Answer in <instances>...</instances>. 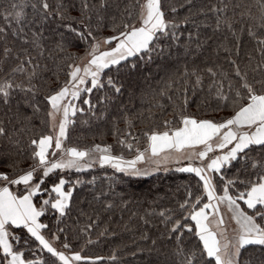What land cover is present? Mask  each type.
Listing matches in <instances>:
<instances>
[{
    "label": "trees",
    "instance_id": "1",
    "mask_svg": "<svg viewBox=\"0 0 264 264\" xmlns=\"http://www.w3.org/2000/svg\"><path fill=\"white\" fill-rule=\"evenodd\" d=\"M33 2L35 0H0V27L5 29L0 34V82L11 79L14 84L34 86L35 90L34 99L31 93L25 95L19 90L13 92L7 103L0 96V127L5 129V135L0 136V172L8 173L12 178L34 163L31 157L35 146L31 140L51 134L48 116L51 107L45 97L65 84L69 79L68 65L76 63L79 54L84 55L93 42L81 41L65 25L79 28L76 21L83 20L97 40H102L117 35L125 23L137 25L139 4L144 0L139 3L137 0H104V7H100L101 0H86L89 8L84 16H81L82 0H48L53 11L63 4L68 12L67 19L53 16L46 22L35 15L31 7ZM213 7L225 8V11L214 13ZM161 8L167 21L179 25L175 29L178 39L161 37L151 60L131 57L118 67L106 69L101 74V82L106 84L107 78L112 77L122 86L121 92L116 93L107 86L91 93L82 92L74 103L83 111L69 117L72 123L67 128L65 147L87 150L96 144L102 147L111 145V155L123 160L134 157L137 150L145 148L146 133L168 130L165 121L172 122L170 127L178 126L181 114L213 120L233 114L231 104L225 108L214 92L209 93L211 77L207 75V68L220 74L218 79L224 83L225 94H229V82L236 83L229 58L248 71L250 78L253 75L259 78L260 74L252 69L264 58L257 51L255 40L247 33V27L254 26L256 21L249 19L247 14L241 17V13L248 10L252 17H259V0H192L191 4L187 0H161ZM172 8L177 11L173 12ZM21 11L24 18L17 24L14 15ZM217 15L222 22L225 19L233 22L236 38L223 23L219 32L215 30ZM186 18L189 19L187 23ZM20 27L23 32L13 35ZM241 28L245 30L240 31ZM34 33L42 34L39 47L23 43L25 38L32 41ZM258 34L264 36V31H258ZM237 43L239 55L235 51ZM58 44L63 45V50L57 47ZM5 48L11 50L7 56L4 55ZM225 48L232 50L230 57ZM70 56L76 59H69ZM28 58L32 59V64H24V72L12 73L13 68ZM132 64H135L134 68ZM185 70H195L203 76L202 89H192L195 77H191L187 93L177 90L180 84L173 81L180 80ZM32 72L35 75L29 80ZM85 99L90 100V105L83 103ZM129 143L133 146L131 150L127 147ZM252 162L264 165V150L253 148L248 160L232 162L230 166H224L220 174L211 172L216 194H223L227 179L247 181L255 172L261 171L259 167L252 168ZM11 165H15V170ZM189 166L200 167L192 162L140 177L117 172L110 164L101 166L99 163L81 172L57 170L47 178L43 187L56 183L60 176L80 183L65 215L49 209L40 218L41 223L48 225L42 233L49 239L58 237L54 245L67 255L79 253L87 258L70 264H184L193 252L199 264H208V258L200 255L202 242L195 235V224L189 216L197 197L201 198L197 209L208 200L203 182L195 173L178 171ZM221 175L225 181L220 179ZM39 178L40 173H37L35 179ZM237 189L243 190V185L237 183L235 188H230V194L235 195ZM181 205H185L184 208ZM177 221L193 227V232L184 227L171 231ZM65 244L69 247L65 248ZM16 246L20 247L19 244ZM21 250L25 258L35 264H63L39 246L34 238ZM238 264H264V246L241 248Z\"/></svg>",
    "mask_w": 264,
    "mask_h": 264
},
{
    "label": "snow or ice",
    "instance_id": "2",
    "mask_svg": "<svg viewBox=\"0 0 264 264\" xmlns=\"http://www.w3.org/2000/svg\"><path fill=\"white\" fill-rule=\"evenodd\" d=\"M187 3L191 4L192 0H187ZM259 5V17H252L250 10L247 13L242 12L241 17L243 18L247 14L249 19L256 21L254 26L247 27V33L255 40L258 46L257 51L264 58V36L258 34V31H264V0H259ZM104 6V0H101L100 7ZM31 7L41 21L46 22L53 16L67 19L68 8L63 4L53 11L48 0H35L31 3ZM139 7V26L125 23L123 30L119 31L117 35L106 37L103 41L97 40L83 20L76 21L80 25L79 28L73 27L72 24L65 25V28L74 33L81 41L87 43L92 40L93 42L88 45L85 57H80V59L87 58V63L83 66L75 63L69 64V79L54 94L45 97L51 107L48 116L51 118L50 129L53 134H45L38 139L31 140V144L35 146L31 157L34 163L29 169L21 170L22 174L15 178H12L8 173L0 172V182L3 183V186H0V264H35L34 261L27 260L24 251L21 250L30 245L33 238L39 246L46 249L52 256L58 257L63 264H70V258L64 253L58 252L42 234V230L46 229L48 225L41 223L40 218L49 209L55 210L61 216L65 215L80 181H71L60 176L56 183L49 187H43L47 178L55 171L75 170L81 172L98 162L101 166L110 164L117 172L140 177L145 173L137 168V164L145 161V152H150L152 157H156L166 150L181 152L184 149H196L194 156L202 162L200 167H183L178 171L195 173L203 182L208 202L197 209L201 201V198L197 197L189 216L195 222V235L202 242L200 255L208 258V264H238L241 248L247 245L264 246V223L257 222L258 220L264 221V165L252 162L250 166L254 169L259 167L261 171L255 172L253 177L247 181L227 179L222 188L223 195L216 194L213 179L208 175L209 172L222 173L224 166H230L232 162L239 159L248 160L249 152L253 148L264 150V61L252 69L254 73L260 74L259 78L256 75L250 78L248 71L242 69L235 59L229 58L228 62L233 66L236 78L235 84L231 82L228 84L229 94H225L223 91L224 83L218 79L220 74L212 68H207V75L211 77V82L208 85L209 93L214 92L217 100L224 102L225 108L231 104L233 114L227 118L222 117L220 120L198 119L191 115L181 114L179 125L174 128L170 127L171 121H165L168 130L146 133L149 141L148 148L144 151L137 150V155L132 160L125 161L122 157L111 155V145L102 147L96 144L87 150L65 147L64 141L68 138L67 128L72 123L69 116L70 114L75 116L77 112L83 111L74 103L80 98L82 92L91 93L94 89L105 86L116 93L121 92L122 86L112 77L107 78L106 84L101 82V74L106 69L118 67L122 62L128 61L130 57H140L141 59L147 57L148 60H151V54L157 51V42L161 37L172 36L178 39L175 29L179 25L165 19L161 0H144V3L139 4ZM88 8L86 0H82L81 16L85 15V10ZM211 10L214 13H222L225 8L213 7ZM172 11L176 12L177 9L172 8ZM23 18L22 11L16 12L14 15L17 24H20ZM5 19L8 18L5 17ZM72 19L75 20V18ZM187 22H189L188 18L185 19V23ZM222 23L232 37L236 38L237 33L233 22L227 19L222 22L219 15H217L215 30L219 32ZM244 30V28L240 29V31ZM4 32L5 29L0 27V34ZM18 32H23V27L15 30L13 35ZM33 35L32 41L25 38L23 43H32L39 47L38 41L42 34L34 33ZM224 38L228 39L227 36ZM113 41H115L114 47L101 50L102 44L111 45ZM57 47L63 50L62 44H58ZM10 51L5 48L4 55H9ZM225 51L229 53L230 57L232 50L225 48ZM235 51L236 55H239L238 43ZM69 59L75 60L76 57L70 56ZM24 64L31 65L32 59L28 58L22 61L12 69V73L24 72ZM131 67L134 68L135 64H132ZM12 73H9V76ZM34 75L35 72H32L29 75V80ZM191 77H195L191 84L193 90L203 88V76L198 71L188 72L185 70L180 80L173 81L174 84H180V88L177 90L182 94L187 93L188 80ZM83 85L89 86L81 87ZM16 90L25 93V95L31 93L33 99L35 97L34 86L24 87L14 84L11 79L0 82V96L3 97L4 103L8 102V98ZM83 103L90 105L91 102L89 99H85ZM32 106L37 111L39 110L37 106ZM217 107L219 109L220 105L218 104ZM57 114L61 116L58 125L55 122ZM3 135H5V129L0 127V136ZM120 143H124V141H120ZM127 147L131 150L133 146L129 143ZM225 149H227L226 152ZM217 150L223 154L209 156L210 153H215ZM58 153L60 154L59 158H55ZM92 153L99 155L96 160L89 162ZM205 161L207 163H204ZM11 167L15 170V165H11ZM37 173H40L38 180L35 179ZM220 179L225 181L223 175L220 176ZM237 183L243 185V190L237 189L236 194L231 195L229 190L235 188ZM10 185H23L24 190L20 194H16L10 190ZM45 195L47 198L40 199L38 206L34 198ZM213 201L216 203H212ZM185 203L187 204V201ZM221 204H226L227 210L231 213V219L235 220L239 226L236 230L238 238L235 244L228 241L224 234L225 219L220 210ZM184 206L181 205V208ZM161 215L163 216L164 213ZM210 217H214V219L210 220ZM181 227H184L188 232H193V227L181 225L179 221L175 223L171 231L176 232ZM214 228L217 230H213ZM218 236L222 237L225 242L222 243ZM56 238L58 239V237ZM17 244L20 247H17ZM64 247L68 248L69 245L65 244ZM82 259L87 258L82 257L79 253H75L71 257V260L75 261ZM184 264H199L196 253L193 252L188 256Z\"/></svg>",
    "mask_w": 264,
    "mask_h": 264
},
{
    "label": "rangeland",
    "instance_id": "3",
    "mask_svg": "<svg viewBox=\"0 0 264 264\" xmlns=\"http://www.w3.org/2000/svg\"><path fill=\"white\" fill-rule=\"evenodd\" d=\"M137 26H139V23L137 24ZM100 41H103V39ZM114 46H115V41H113V43L111 45H103L102 44L101 50H107L108 48L114 47ZM79 56L85 57V54L84 55L79 54ZM80 57L78 58V61H76L75 64H79V65L83 66L84 64L87 63V58L80 59ZM69 99H70V97H69ZM70 116H71V114H70ZM60 119H61V116L59 114H57L56 119H55V122L57 125H58ZM50 123H51V118H50ZM51 134H53V133H51ZM148 146H149V141H147L145 148H143L141 151H144L145 149H147ZM229 147H231V146H229ZM195 151H196V149H184L181 152L167 151L166 150L165 152H161L160 155L156 156V157H152L150 152H145L146 159L144 162L138 163L137 168L141 169V171H143L144 173L149 174V173H153L155 171L166 172L168 170L174 169L175 167L183 166V164L186 165V163H192V162H194V163L196 162V163H198L199 166H202V162L194 156ZM224 151L226 152L227 149H225ZM219 154H223V152H221L220 150H217L215 153H210L209 156L212 157L214 155H219ZM59 155L60 154L58 153L57 157H55V158H59ZM98 155H99L98 153H92L91 157L89 158V162L91 160H96ZM134 158H135V156L130 157V158H125L124 160L128 161V160H132ZM204 163H207V161H205ZM93 164L96 165V164H98V162L93 163ZM208 175L211 176V172H209ZM0 186H3L2 182H0ZM9 187H10V190L15 192L16 194H20L24 190L23 185H19V186L11 185ZM43 198H47V195H45L44 197L34 198V201L39 206V201H40V199H43ZM212 203H216V201H213ZM220 210L223 213L224 219H225V224L223 225L224 234L227 237L228 241H230L232 244H235L236 240L238 238L236 230L238 229L239 226L236 224L235 220L231 219V213L227 210L226 204H221ZM211 219H214V217H210V220ZM194 224H195V222H194ZM213 230H217V229L214 228ZM42 234L45 236L44 233H42ZM45 238L49 240V242L52 244V246L58 252H62L67 257H69L70 263L75 262L74 260L73 261L71 260V257L73 255L72 256L67 255L65 252L61 251L59 248H57L54 245L56 242V237L53 236L49 239L48 237L45 236ZM218 239H221L222 243L225 242L222 237L218 236ZM44 250L47 251L46 249H44Z\"/></svg>",
    "mask_w": 264,
    "mask_h": 264
}]
</instances>
